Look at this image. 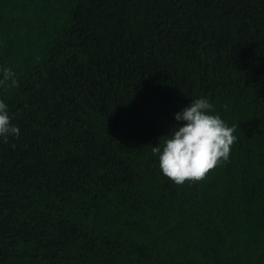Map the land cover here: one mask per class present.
Wrapping results in <instances>:
<instances>
[{"label": "trees", "instance_id": "trees-1", "mask_svg": "<svg viewBox=\"0 0 264 264\" xmlns=\"http://www.w3.org/2000/svg\"><path fill=\"white\" fill-rule=\"evenodd\" d=\"M3 67L0 264H264V0H0ZM197 98L237 140L176 185Z\"/></svg>", "mask_w": 264, "mask_h": 264}, {"label": "clouds", "instance_id": "clouds-1", "mask_svg": "<svg viewBox=\"0 0 264 264\" xmlns=\"http://www.w3.org/2000/svg\"><path fill=\"white\" fill-rule=\"evenodd\" d=\"M0 87L19 86L16 74L10 68H0ZM212 105L205 98H197L174 114L177 122L166 135L163 145L158 142L152 154L158 156L161 173L176 185L185 181L198 182L222 161L229 159L237 140L233 135L238 125L229 127L221 117L210 114ZM8 106L0 101V142L19 138L20 129L12 123ZM14 149L16 146L12 144Z\"/></svg>", "mask_w": 264, "mask_h": 264}]
</instances>
